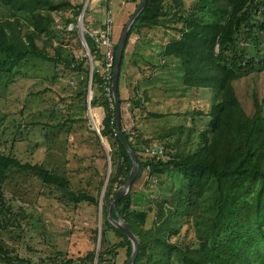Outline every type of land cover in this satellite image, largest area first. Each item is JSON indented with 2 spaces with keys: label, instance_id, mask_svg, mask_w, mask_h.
Wrapping results in <instances>:
<instances>
[{
  "label": "trees",
  "instance_id": "16d2710c",
  "mask_svg": "<svg viewBox=\"0 0 264 264\" xmlns=\"http://www.w3.org/2000/svg\"><path fill=\"white\" fill-rule=\"evenodd\" d=\"M133 1L138 7L142 0ZM173 1L177 5L183 2ZM166 2L148 0L129 31L118 82L120 105L124 103L122 79L127 85L124 77L128 80L131 72L129 62L125 67L132 34L144 27L166 25V22L177 18L183 24L164 40V61L160 62L165 66L177 62L181 84L186 89L213 92L212 104L206 114L210 122L207 128H198L193 116L192 124L173 125L154 138L122 130L141 169L131 190L118 200L117 207L109 209V203L127 181L133 167L132 156L117 130L115 99L113 94H107L101 66L95 65L92 70L88 55L78 57L62 42L55 44L53 40L57 36L60 39L56 15L72 10L73 16H63V19L66 25L76 24L83 6L73 5L70 0H0V98H5L11 85L19 79L24 62L42 60L63 63L79 74L77 96L82 97L87 111L92 74L91 106L104 108L101 134L111 143L112 160V171L104 194L107 175L100 181L98 194H94L87 188L73 189L70 178L64 173L49 169L42 163L22 160L14 151L1 146L8 143L2 139L1 264H117L121 250H124L122 264H125L132 255L133 242L113 223L112 219L119 216L127 222L139 241V252L133 264H264V94L261 96L254 86L250 93L253 100L247 106L236 89L237 80L243 75L261 71L257 69L261 63L248 54V49L240 47L238 33H244L246 37L255 33L254 14L258 9H254L258 4L264 6V0H196L194 6H200L210 15L215 12L218 16L215 19L196 14L194 10L186 17L178 9L169 15L165 11ZM257 24L264 27L263 22ZM244 28L245 32L242 31ZM74 31L77 32V28ZM85 38L91 52L94 54L97 51L96 60L100 61L104 47H98L89 33H85ZM119 42L115 44L116 55ZM154 66L157 69L158 62ZM148 98V91L145 90L142 95L132 96L130 93L127 99L140 106ZM73 103L69 102L66 110L59 104L61 108L53 109L48 117L50 120L43 122L49 131L47 138L51 128L69 124L70 130L86 119L85 116L72 114ZM57 112L59 121L55 123L53 116ZM176 113L190 115L192 112ZM154 115L164 116L162 113ZM37 123L42 122L38 120ZM90 132L103 151L97 131L90 129ZM34 145L38 147L40 144ZM99 155L100 150L96 153V156ZM102 157L107 158L106 153ZM16 172H32L44 184L60 190L73 203L86 201L98 212L100 210V246L99 225H96L93 229L95 247L77 258H53L49 255L36 262L10 248L3 234L14 228L24 231L29 217L26 209L18 210L11 204L3 190L7 180ZM145 173H148L147 185L156 182V196L147 207H134V185Z\"/></svg>",
  "mask_w": 264,
  "mask_h": 264
},
{
  "label": "rangeland",
  "instance_id": "374dc122",
  "mask_svg": "<svg viewBox=\"0 0 264 264\" xmlns=\"http://www.w3.org/2000/svg\"><path fill=\"white\" fill-rule=\"evenodd\" d=\"M70 1L73 5H82V12L78 16L77 23L70 25H66L63 16H73L72 10H66L56 15L57 34L60 39L57 36L53 40L55 44L62 42L78 57L87 55L91 51L86 38L81 36L79 25L85 36L87 31L96 30L111 16L114 20V42L116 44L119 42L131 15L137 9V3L133 0ZM195 2L196 0H183L182 4L177 5L173 0H167L165 11L172 15L178 9L186 17L194 10L201 16L205 14L208 19L218 17L215 12L210 15L200 6H194ZM257 9L258 11L253 13L256 23L255 33L251 37H246L244 33H238L241 38L240 47L246 51L248 49V54L261 63V66L257 65V69L261 70L260 73H247L236 83L238 95L247 106H250L253 100L250 93L254 86L261 96L264 94V27L257 24L263 22L264 25V6L258 4L254 11ZM182 24V20L176 18L166 22V25L157 26L156 28L162 32L156 33V42L163 41L164 43L170 34L176 32V27H181ZM75 28H77V32L74 31ZM153 31L155 32L156 29L154 28ZM242 31L245 32L246 28ZM136 35L133 33L132 37L135 38ZM142 41L137 44V53L133 58L134 68L135 70H140V67L145 68L143 63L144 57L147 55L148 69L142 70V73L137 75L132 71L133 63L130 64L129 79L124 77L128 86L122 79V87L124 91L130 90L132 96L142 95L143 93L140 94L138 91V89L142 91L143 85L146 83L142 78L149 75L148 71L156 69L151 61L158 62V68L153 77L156 85L151 86V96L148 95L151 101H145L140 106L130 102L125 96L126 93L123 95L124 103L121 105L123 130L134 135L140 133L144 134L146 138H154L173 125L185 122L192 124L193 116H195L198 128H207L210 121L206 114L212 104L213 92L207 89L195 88L193 91L187 89L186 104L177 102L180 98L178 92L180 84L176 78L175 68L171 70V73L170 71L167 73V66L161 64L164 57L160 42L155 48V46L145 43L144 40ZM129 55L130 53H128ZM99 60L95 59L94 65H91L92 69L95 65L101 66L102 58ZM127 67L128 62H126L125 68ZM78 76L77 71L65 67L63 63L55 64L42 60L24 62L18 76L19 79L14 85H11L5 98H0V141L7 140L8 143L1 146L14 151L22 160L42 163L49 169L66 174L72 182L73 189L87 188L94 194H98L100 181L109 172V156L103 142L104 149L102 151L90 132L94 126L91 110L94 112V120L100 129L103 127L105 111L103 106H91L87 111L84 109L82 97L77 96L79 91ZM175 79L177 85L171 84ZM143 82L145 83L143 84ZM137 85L138 89H136ZM69 102L75 103L72 106V114L77 117L85 116L86 119L75 124L70 130L69 124L60 128H51L50 137L47 138L46 134L49 131L43 124L49 119L53 109L58 110L61 108L60 106H63L66 110ZM179 105L180 109L175 108ZM175 110H182L184 113L188 110L192 113L178 115L174 112ZM155 113H162L164 116L157 117L154 115ZM57 117L58 112L53 116L55 123L59 121ZM38 120L42 123H37ZM106 140L111 153V143L108 138ZM154 141L157 146V139ZM29 142L33 145H30ZM36 143L40 145L33 147ZM98 150H100V155L96 156ZM103 153H106L107 158L102 157ZM147 177L148 173H145V176L134 185V191H136L134 207L145 208L156 196L154 193L156 182L147 185ZM3 190L15 208L18 210L24 208L29 213L24 224V231L14 228L15 230L8 229L3 234L8 246L15 248L20 255L30 256L36 262L49 255L53 258H60V256L66 259L77 258L95 247L93 229L96 225H99L100 228L101 211L98 212L92 204L86 201L73 203L60 190L44 184L32 172L13 173L3 186ZM124 259V250H121L117 264H122Z\"/></svg>",
  "mask_w": 264,
  "mask_h": 264
},
{
  "label": "water",
  "instance_id": "95a60500",
  "mask_svg": "<svg viewBox=\"0 0 264 264\" xmlns=\"http://www.w3.org/2000/svg\"><path fill=\"white\" fill-rule=\"evenodd\" d=\"M147 3H148V0H142L140 5L137 7V9L132 14L131 18L129 19V21L127 22V24H126V26H125V28L123 30V33L121 35L120 42H119V45H118V49H117L116 64H115V67H114V81H113V96H114L115 103H116L117 130L119 132L120 138L122 139V141L126 145L130 155L132 156L133 167H132V170L130 172V175H129L127 181L118 189V191L116 193V196L109 203V207H108L109 209L111 208V206L117 207L118 200L131 190V188L133 186V183H134L135 179L137 178V176H138V174L140 172V169H141V166H140V163H139V161L137 159V156L135 155L134 151L126 143L124 135H123V132H122V130H123L122 123H121L122 113H121V105H120L119 96H118V82H119L120 72H121V61H122V57H123V52L125 50V45H126V41H127L128 35H129V31H130L133 23L135 22L136 18L143 11V9L147 5ZM79 30L81 32L82 38L85 39L84 33L81 30L80 25H79ZM92 93H93V90H92V74H91V76H90V85H89V95H88L89 108L91 107ZM93 129H95L97 131V133L99 134L104 146L106 147V151L108 152V156H109V172L107 174L105 185H104V188H103V193H102V195H103L105 190H106L107 183H108V180H109V176H110L111 171H112V160H111V154H110V151H109V147H108V144H107L106 137L101 134L100 127L99 126H97V127L93 126ZM112 221L117 227L121 228L129 236V238L133 242L132 255L129 258V260L125 263V264H133L135 262V260H136L137 254L139 252V246L140 245H139L138 238L132 232V230L128 226L127 222L122 217L119 216L118 219H112ZM101 236H102V214H101V223H100V228H99V243H98V246H100V243H101Z\"/></svg>",
  "mask_w": 264,
  "mask_h": 264
},
{
  "label": "crops",
  "instance_id": "0c3cea01",
  "mask_svg": "<svg viewBox=\"0 0 264 264\" xmlns=\"http://www.w3.org/2000/svg\"><path fill=\"white\" fill-rule=\"evenodd\" d=\"M153 29L154 28H151V27H144V28H142V30H140V31H138V32H136V37L134 38V37H131V39H130V43H129V45H128V47H127V52L128 53H130V55L128 56V53H127V62H129L130 64H132L133 63V69H132V71L133 72H135L137 75H139V74H141L142 73V70H145V69H148L147 67L149 66L148 64H147V62H146V60H147V55H145V57H144V63H143V65H144V67L145 68H143V67H140V70H135V68H134V62H133V58H134V56H135V53H137V44H138V42H140V43H142L143 41L142 40H144V42L145 43H148V44H151V45H153V46H155V48H157V46H158V43L160 42V44H161V47H162V52H163V41H159L158 43L156 42V38H157V35H156V33L157 32H162L161 30H159L158 28L156 29V31L154 32L153 31ZM153 32V34H150V33H152ZM163 40V39H162ZM149 61V60H148ZM150 62V61H149ZM152 62V64L154 65V63H156L157 61H151ZM173 68H175V70H176V78L178 79V81H179V84H180V88H179V99H178V101L177 102H180V104H182V103H184V104H186V100L188 99V96H185V94H187V89L184 87V88H182L181 86H182V84H181V80H180V77H181V72L179 71V67H178V64H177V62L176 61H173L172 63H170V64H168V66H167V73L170 71V73H171V70L173 69ZM147 73H149V75H147V76H145L144 78H142V80H144L145 79V81H146V83L145 82H143V84L145 83V85H143V90L141 91V90H139V93L141 94V92L142 93H144V91L145 90H147L148 91V95H150L151 96V86H155L156 85V83L154 82V80H153V77H154V74L156 73V69H154L153 71L151 70V71H148ZM146 73V74H147ZM135 74V75H136ZM138 78V77H137ZM152 83H155V84H152ZM171 84H173V85H177V82H176V79L174 80V81H172L171 82ZM177 88V87H176ZM175 90H177V89H175ZM194 89H192L191 91H193ZM126 93V94H125ZM125 94V96H127V98H129L130 97V93H129V90H127V91H123V95ZM124 97V96H123ZM154 99H156V98H154ZM185 101H184V100ZM170 100H172V99H170ZM151 101V99H149L148 98V101L147 102H150ZM152 101H156V100H152ZM130 102H132V101H130ZM176 102V103H177ZM175 108H179L180 109V105L179 106H177V107H175ZM134 110V109H133ZM132 110V112L133 113H135V111H133ZM180 111H182V110H180ZM122 112H123V110H122ZM174 112H178L177 110H175ZM123 117H124V115H123Z\"/></svg>",
  "mask_w": 264,
  "mask_h": 264
},
{
  "label": "built area",
  "instance_id": "2783aa9c",
  "mask_svg": "<svg viewBox=\"0 0 264 264\" xmlns=\"http://www.w3.org/2000/svg\"><path fill=\"white\" fill-rule=\"evenodd\" d=\"M95 40L98 47H104L105 52L102 56L101 69L105 79L106 91L108 95L113 94L114 67L116 62L115 42H114V20L111 16L94 31H87ZM91 65H94L97 51L87 54Z\"/></svg>",
  "mask_w": 264,
  "mask_h": 264
},
{
  "label": "bare ground",
  "instance_id": "6f19581e",
  "mask_svg": "<svg viewBox=\"0 0 264 264\" xmlns=\"http://www.w3.org/2000/svg\"><path fill=\"white\" fill-rule=\"evenodd\" d=\"M91 117H92V120H93V123H94V126L97 127V123L96 121L94 120V112L91 110Z\"/></svg>",
  "mask_w": 264,
  "mask_h": 264
}]
</instances>
